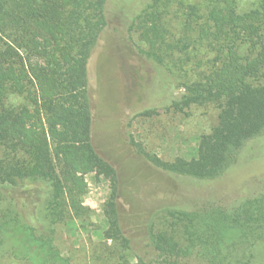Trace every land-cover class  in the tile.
<instances>
[{
  "label": "trees",
  "instance_id": "trees-1",
  "mask_svg": "<svg viewBox=\"0 0 264 264\" xmlns=\"http://www.w3.org/2000/svg\"><path fill=\"white\" fill-rule=\"evenodd\" d=\"M172 0H0V264H72L56 245L57 227L81 218L76 195L77 170L86 158L111 181L105 213L118 235L105 251L106 264H251L252 245L264 229V192L247 201L199 208L161 207L162 228L154 219L135 216L133 234L119 208L117 170L92 141L90 61L114 9L140 49L165 72L176 45L166 39L165 15ZM181 5V1L175 0ZM259 10L238 14L232 6L188 5L186 25H198L200 40L217 52L203 80L183 84L171 107L214 103L219 123L201 139L198 157L149 162L169 175L197 181L224 176L239 161L244 146L264 133V0ZM114 8V9H113ZM198 19V20H197ZM247 45L248 55L239 49ZM11 97L27 104L15 107ZM154 110L144 112L151 115ZM129 264V263H128ZM132 264V263H130Z\"/></svg>",
  "mask_w": 264,
  "mask_h": 264
},
{
  "label": "rangeland",
  "instance_id": "rangeland-1",
  "mask_svg": "<svg viewBox=\"0 0 264 264\" xmlns=\"http://www.w3.org/2000/svg\"><path fill=\"white\" fill-rule=\"evenodd\" d=\"M172 1L164 20L166 39L178 48L167 60L165 72L158 71L141 53L140 49L147 46L137 33L128 31L114 8L90 61L92 141L97 153L118 172L119 208L130 219L127 235L140 230V225L132 222L135 216L154 219L162 228L166 214L155 211L161 207L196 209L208 202L227 205L264 192V133L249 141L237 164L213 181L169 175L146 157L162 162L195 159L201 139L219 123L217 104H194L183 111L171 107L172 101L183 95V84L201 81L212 71L217 55L196 31L199 24L206 26V19L191 28L186 25L188 5L198 6L203 15L213 6H232L241 15L262 6L261 0H178L181 5ZM239 52L248 55L247 45ZM253 84L264 85V79ZM8 103L20 107L27 101L11 97ZM148 110L155 113L144 115ZM4 152L0 145V157ZM76 173L81 190L75 199L82 217L57 227L56 245L72 264H106L105 251L113 247L118 235L117 225L104 212L111 181L97 171L89 157ZM239 251L252 254L251 264H264V229L252 245H244ZM123 261L135 263L131 253H126Z\"/></svg>",
  "mask_w": 264,
  "mask_h": 264
}]
</instances>
